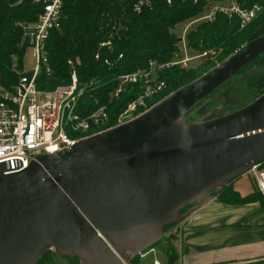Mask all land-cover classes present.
<instances>
[{
  "label": "water",
  "instance_id": "water-1",
  "mask_svg": "<svg viewBox=\"0 0 264 264\" xmlns=\"http://www.w3.org/2000/svg\"><path fill=\"white\" fill-rule=\"evenodd\" d=\"M263 54L264 35L131 121L20 172L0 165V264H36L48 251L123 264L112 249L132 243L137 256L211 191L264 164V93L210 120L208 105L191 111Z\"/></svg>",
  "mask_w": 264,
  "mask_h": 264
},
{
  "label": "trees",
  "instance_id": "trees-1",
  "mask_svg": "<svg viewBox=\"0 0 264 264\" xmlns=\"http://www.w3.org/2000/svg\"><path fill=\"white\" fill-rule=\"evenodd\" d=\"M147 1L148 5L136 12V0H62L60 29L51 30L47 41L51 76H46L42 70L36 78L37 89L48 92L69 84L71 69L68 62L71 61L75 64L79 86L85 88L80 104L92 111L96 107V100L99 105L105 106L108 124L113 126L127 104L143 91L141 82L128 84L124 85L121 93L115 97L114 91L118 86L119 76L148 70L150 62L167 65L184 58V51L179 46L182 41L173 31L175 27L190 25L184 34L186 49L196 52L197 55L204 52L213 54L197 58L200 64L196 67L182 68L179 65H170L157 70L155 78L165 82L166 89L151 98L147 103L148 107L203 76L212 69L215 60H222L224 56L233 54L247 42L264 35V0H237L243 8H251L254 5L261 8L256 18L242 29L236 16L229 18L219 12L213 21L200 20L213 1ZM42 11L43 4L33 0H0V85L6 90H11L25 74L22 72V57L28 48V42L24 28L35 23ZM105 43L109 45L101 47V44ZM254 68L256 71L239 84H244L246 89H243L245 94L242 95L241 103H231L225 111L211 114L205 120L239 110L264 93L263 54L208 98ZM260 167L264 168V164ZM230 184L231 182L221 189L211 191V196L229 204L248 203L257 196L255 192L240 197L232 190ZM49 253L36 264L44 260ZM167 255L169 261L175 258L171 245L167 248ZM61 257L68 260L69 264L79 262L77 257ZM139 260L138 256H135L132 263L138 264Z\"/></svg>",
  "mask_w": 264,
  "mask_h": 264
},
{
  "label": "built area",
  "instance_id": "built-area-1",
  "mask_svg": "<svg viewBox=\"0 0 264 264\" xmlns=\"http://www.w3.org/2000/svg\"><path fill=\"white\" fill-rule=\"evenodd\" d=\"M43 4V11L38 20L24 28L28 48L36 60V66L29 75H22L11 90H6L0 85V165L5 168L4 174L20 172L31 162L45 154H54L64 149L71 148L79 141L97 135L112 127L133 120L147 111L148 101L166 89L163 81H157L155 74L170 65H179L187 68V63L193 58H184L167 65L149 63L148 70L119 76L118 86L114 91L117 97L124 85L143 84L142 94L129 102L126 108L118 115L116 123L108 124V115L105 106L94 101L95 109L90 111L80 104V99L85 88L79 86L75 64L70 66V83L58 86L52 91L43 92L36 87V78L42 70L46 76H51L48 66L47 41L51 30L60 29L62 0H33ZM197 0H195L196 2ZM213 1L206 14L200 20L213 21L216 13H222L229 18L236 16L240 28L256 18L261 8L257 5L243 8L237 0H206ZM148 5L147 0H136L134 10L140 12L141 8ZM109 45V43L101 44ZM212 52H204L194 58L204 57ZM121 57V56H120ZM249 173L255 182L257 190L264 195V168L253 167ZM101 239L111 248L106 240ZM112 249V248H111ZM114 254L121 259L118 253ZM153 247L138 253V258L143 260L154 254ZM123 264L125 263L121 259ZM151 264H160L153 260Z\"/></svg>",
  "mask_w": 264,
  "mask_h": 264
},
{
  "label": "crops",
  "instance_id": "crops-1",
  "mask_svg": "<svg viewBox=\"0 0 264 264\" xmlns=\"http://www.w3.org/2000/svg\"><path fill=\"white\" fill-rule=\"evenodd\" d=\"M230 186L240 197L257 196L244 204L216 196L198 202L180 222L172 261L166 249L167 264H264V195L249 172Z\"/></svg>",
  "mask_w": 264,
  "mask_h": 264
},
{
  "label": "rangeland",
  "instance_id": "rangeland-1",
  "mask_svg": "<svg viewBox=\"0 0 264 264\" xmlns=\"http://www.w3.org/2000/svg\"><path fill=\"white\" fill-rule=\"evenodd\" d=\"M224 4H228L227 0H224ZM189 26H188V24L186 26L180 25V26L175 27V29L173 30L175 35L179 38V40L182 41L181 44L179 45L180 48L182 49V51L184 50L183 48L186 46L185 45L186 42L184 40L185 39V36H184L185 30ZM184 51H185L186 57L193 58L192 60H190L187 63L188 67H191V66L196 67L198 64H200L199 63L200 60L197 58H194V57L198 56L196 52H191L188 49H185ZM231 55L232 54H230L228 56H224L222 58V60H219V61L215 60L216 62H213V67L220 64L221 62H223V60L227 59ZM195 59H197V60H195ZM35 66H36V60L32 56L31 49L27 48L25 50L23 57H22V72L25 74L30 73L34 70ZM255 71L256 70L254 68V69H251L250 71L244 73L240 78L236 79V81L234 83H232L231 85H229L227 88H221L219 91H217V93L214 94L213 97L208 98L205 101H203L199 106L194 108L192 110V112L195 113L199 109H201L202 107H205L208 105L209 114L206 116V117H208L211 114L214 115V114H216V112L224 110L231 103H239L240 104L241 100H242V95L245 94L243 89L244 90H246V89H245L244 84H242L241 86H239V84L241 82H243V80L248 75H250L252 72H255ZM228 89H230V90L227 91ZM193 113H191V114H193ZM206 117H204V118H206ZM204 118H203V120H205ZM203 120H200V121H203ZM195 121L197 122V121H199V119H197ZM211 197H212L211 194H209L208 196H206V198L203 199V201L210 199ZM203 201H201V202H203ZM179 226H180V222L164 229L162 238L158 242H156L155 244L152 245L154 250H155V253L149 255L148 257H146L143 260L140 259L138 261V264H151L152 261L155 259L157 261H159L160 264H167V255H166V249L168 247L167 244L172 245V242H174V240H176V236L179 233ZM136 251H137V246L132 244V243H129V244H125V245H120L119 250L117 252H118L119 256L121 257V259L124 260L127 264H133L132 259L135 256ZM48 253L49 254L46 255L47 259L45 258L39 264H69L68 260H66L62 257L58 258L54 254L53 251H48ZM77 264H83V263H81L79 261Z\"/></svg>",
  "mask_w": 264,
  "mask_h": 264
}]
</instances>
